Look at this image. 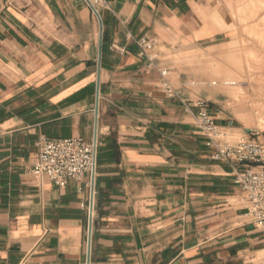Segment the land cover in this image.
<instances>
[{"label":"crops","instance_id":"obj_1","mask_svg":"<svg viewBox=\"0 0 264 264\" xmlns=\"http://www.w3.org/2000/svg\"><path fill=\"white\" fill-rule=\"evenodd\" d=\"M91 1L0 0V264H88L92 198L90 264H264L241 168L211 158L195 120L203 101L240 130L209 83L237 0ZM72 137L97 141L93 184L32 174L40 141Z\"/></svg>","mask_w":264,"mask_h":264},{"label":"built area","instance_id":"obj_2","mask_svg":"<svg viewBox=\"0 0 264 264\" xmlns=\"http://www.w3.org/2000/svg\"><path fill=\"white\" fill-rule=\"evenodd\" d=\"M98 2L99 0H93L90 6L95 10ZM154 44L151 39H139L137 45L140 56L150 59L149 52ZM160 76L165 94L179 100L188 108V101L171 85L169 72L161 70ZM195 106L198 108L196 124L205 139L206 147L212 151L211 158L241 168V171L235 174V184L243 194L247 215L254 225L263 231L264 240V143L250 132L235 138L231 129L217 124L208 112L205 102L197 101ZM38 148L37 161L32 170L34 176H46L59 188H65L69 180H80L86 175L90 178L89 185L94 183L98 155L96 140L88 143L79 137L44 139L38 143Z\"/></svg>","mask_w":264,"mask_h":264},{"label":"rangeland","instance_id":"obj_3","mask_svg":"<svg viewBox=\"0 0 264 264\" xmlns=\"http://www.w3.org/2000/svg\"><path fill=\"white\" fill-rule=\"evenodd\" d=\"M237 6L235 39L223 52L222 61L212 67L221 77H213L209 83L218 82L224 87L219 88L222 93L217 98L229 122L240 128L233 132L234 137L248 130L264 143V0H237ZM250 9L253 18L248 22L252 23L245 31L244 17ZM227 81L236 85L224 86Z\"/></svg>","mask_w":264,"mask_h":264},{"label":"water","instance_id":"obj_4","mask_svg":"<svg viewBox=\"0 0 264 264\" xmlns=\"http://www.w3.org/2000/svg\"><path fill=\"white\" fill-rule=\"evenodd\" d=\"M92 212H93V198H92V202H91V214H92ZM92 225H93V221H92V216H91L90 227H89L88 264H90Z\"/></svg>","mask_w":264,"mask_h":264},{"label":"bare ground","instance_id":"obj_5","mask_svg":"<svg viewBox=\"0 0 264 264\" xmlns=\"http://www.w3.org/2000/svg\"><path fill=\"white\" fill-rule=\"evenodd\" d=\"M213 83H216V82H213ZM226 84H229V86H235L236 85V82H234V81L233 82L227 81V82L224 83V86Z\"/></svg>","mask_w":264,"mask_h":264}]
</instances>
